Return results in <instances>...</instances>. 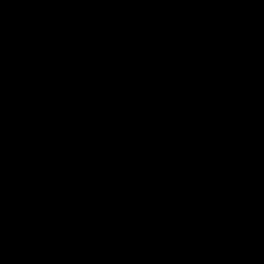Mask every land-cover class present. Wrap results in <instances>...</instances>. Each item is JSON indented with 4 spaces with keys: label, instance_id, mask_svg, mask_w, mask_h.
<instances>
[{
    "label": "water",
    "instance_id": "1",
    "mask_svg": "<svg viewBox=\"0 0 264 264\" xmlns=\"http://www.w3.org/2000/svg\"><path fill=\"white\" fill-rule=\"evenodd\" d=\"M0 264H264V0H0Z\"/></svg>",
    "mask_w": 264,
    "mask_h": 264
}]
</instances>
